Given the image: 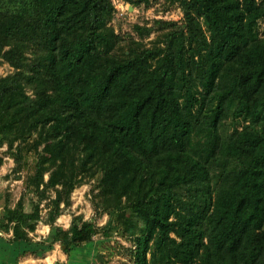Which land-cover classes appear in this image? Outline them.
<instances>
[{
  "label": "trees",
  "instance_id": "obj_1",
  "mask_svg": "<svg viewBox=\"0 0 264 264\" xmlns=\"http://www.w3.org/2000/svg\"><path fill=\"white\" fill-rule=\"evenodd\" d=\"M178 1L186 35L113 54L110 0H0V59L14 68L0 77V137L18 142V165L35 134L25 195L3 213L12 241L42 222L40 244L131 235L136 264L152 247V264H264V0ZM235 117L247 123L225 132ZM99 173L105 225L56 227Z\"/></svg>",
  "mask_w": 264,
  "mask_h": 264
},
{
  "label": "rangeland",
  "instance_id": "obj_2",
  "mask_svg": "<svg viewBox=\"0 0 264 264\" xmlns=\"http://www.w3.org/2000/svg\"><path fill=\"white\" fill-rule=\"evenodd\" d=\"M259 1V0H257ZM114 7L113 13L104 20V28L107 32L114 35L113 54L127 53L130 47L144 48L164 47L166 39L169 35L182 31L187 34L184 11L178 0H110ZM192 14L196 17L200 31L209 37V33L205 26L204 20L192 10ZM136 45V46H135ZM196 59V57H195ZM14 72V68L3 59H0V77H5ZM30 95L31 90L27 89ZM231 119V118H230ZM226 121L224 130L227 133L232 132L235 128L241 129L244 120L240 118H232ZM35 137V134L28 138L23 154L24 158L20 164L16 162L14 151L18 142H14L10 147L7 141L0 137V241L4 244L10 243L16 246L14 252L17 259L28 258H46L49 263H54V252H63L65 259L62 264H136L135 245L131 235H124L118 231H114L110 237H103L99 232L95 234L91 241L79 245H67L57 242L54 244H40V240L45 238L48 232L44 223L38 222L35 229L29 232V240L18 242L16 245L12 241L11 229L8 227L7 220L3 213L7 207L14 208L19 198L25 195L23 180L28 173L33 172L35 167V155L29 147ZM20 168V169H19ZM212 171V170H211ZM45 181L48 179V174L44 175ZM100 173L94 177L86 176L73 189L70 195V205L63 208L62 213L56 219V227L68 229L74 216H82V221H91L98 227H102L108 221L107 213L96 211L93 206L94 193L99 190ZM185 190L183 192V195ZM48 198L40 204L42 214L46 213L50 208V200L55 197L54 189L50 188L47 192ZM28 197L25 196V205L28 209ZM189 199V195L185 196L184 200ZM124 203V200H122ZM180 206L176 205V210ZM171 220H177L176 215H172ZM264 228V227H263ZM134 234L139 233V229L132 230ZM133 235V233H132ZM171 237L176 238L175 233H171ZM179 240V238H176ZM154 248L147 253L149 264H152L151 258ZM101 256V260L98 256ZM31 262V261H29ZM182 264V263H174ZM194 264H197L195 262Z\"/></svg>",
  "mask_w": 264,
  "mask_h": 264
},
{
  "label": "crops",
  "instance_id": "obj_3",
  "mask_svg": "<svg viewBox=\"0 0 264 264\" xmlns=\"http://www.w3.org/2000/svg\"><path fill=\"white\" fill-rule=\"evenodd\" d=\"M42 228H46L45 232H48L47 224H45ZM14 243L19 245L18 242ZM14 252H17L15 245L13 246L10 243L4 244L2 241H0V264H51L46 258H28V256H26L25 258L17 259V254L15 255ZM52 256L54 258L55 264H62V260L66 258L63 252H54Z\"/></svg>",
  "mask_w": 264,
  "mask_h": 264
},
{
  "label": "water",
  "instance_id": "obj_4",
  "mask_svg": "<svg viewBox=\"0 0 264 264\" xmlns=\"http://www.w3.org/2000/svg\"><path fill=\"white\" fill-rule=\"evenodd\" d=\"M98 258L101 260V256L99 255Z\"/></svg>",
  "mask_w": 264,
  "mask_h": 264
}]
</instances>
